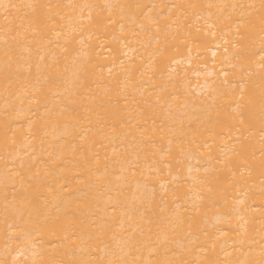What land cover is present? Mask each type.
Returning <instances> with one entry per match:
<instances>
[{
    "label": "bare ground",
    "instance_id": "6f19581e",
    "mask_svg": "<svg viewBox=\"0 0 264 264\" xmlns=\"http://www.w3.org/2000/svg\"><path fill=\"white\" fill-rule=\"evenodd\" d=\"M0 264H264V0H0Z\"/></svg>",
    "mask_w": 264,
    "mask_h": 264
}]
</instances>
